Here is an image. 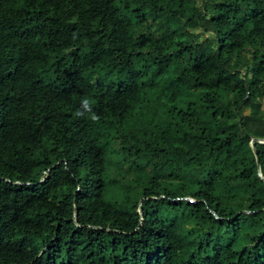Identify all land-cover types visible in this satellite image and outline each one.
I'll list each match as a JSON object with an SVG mask.
<instances>
[{
    "label": "trees",
    "instance_id": "16d2710c",
    "mask_svg": "<svg viewBox=\"0 0 264 264\" xmlns=\"http://www.w3.org/2000/svg\"><path fill=\"white\" fill-rule=\"evenodd\" d=\"M263 98L264 0H0V264H264Z\"/></svg>",
    "mask_w": 264,
    "mask_h": 264
},
{
    "label": "clouds",
    "instance_id": "9594fccd",
    "mask_svg": "<svg viewBox=\"0 0 264 264\" xmlns=\"http://www.w3.org/2000/svg\"><path fill=\"white\" fill-rule=\"evenodd\" d=\"M82 107L85 110H89L90 111V101L88 99H84L82 100ZM77 116L81 115V112L78 110L77 113L75 114ZM92 121H96L98 119L97 115L95 113H91L90 117H89Z\"/></svg>",
    "mask_w": 264,
    "mask_h": 264
},
{
    "label": "water",
    "instance_id": "95a60500",
    "mask_svg": "<svg viewBox=\"0 0 264 264\" xmlns=\"http://www.w3.org/2000/svg\"><path fill=\"white\" fill-rule=\"evenodd\" d=\"M256 140H257V141H260L261 143L264 142V139H261V138H257ZM252 141H253V139H251V140L249 141V145H250V147H251V151L253 152L254 157H255V160H256V156H255V153H254V148H253ZM257 174H258V176L262 179V177L260 176V172L258 171V169H257Z\"/></svg>",
    "mask_w": 264,
    "mask_h": 264
},
{
    "label": "rangeland",
    "instance_id": "374dc122",
    "mask_svg": "<svg viewBox=\"0 0 264 264\" xmlns=\"http://www.w3.org/2000/svg\"><path fill=\"white\" fill-rule=\"evenodd\" d=\"M260 107H261L262 111L264 112V98L260 102Z\"/></svg>",
    "mask_w": 264,
    "mask_h": 264
},
{
    "label": "built area",
    "instance_id": "2783aa9c",
    "mask_svg": "<svg viewBox=\"0 0 264 264\" xmlns=\"http://www.w3.org/2000/svg\"><path fill=\"white\" fill-rule=\"evenodd\" d=\"M184 198H186V200H187L188 202H192V199H191V198H188L187 196L184 197Z\"/></svg>",
    "mask_w": 264,
    "mask_h": 264
}]
</instances>
